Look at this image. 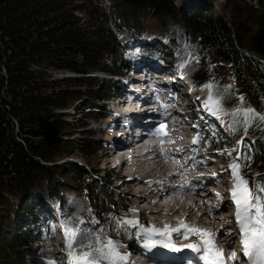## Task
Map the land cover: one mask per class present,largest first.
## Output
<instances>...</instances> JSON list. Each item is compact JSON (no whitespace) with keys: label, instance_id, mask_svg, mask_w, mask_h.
<instances>
[{"label":"trees","instance_id":"1","mask_svg":"<svg viewBox=\"0 0 264 264\" xmlns=\"http://www.w3.org/2000/svg\"><path fill=\"white\" fill-rule=\"evenodd\" d=\"M158 35L197 60L194 78L215 85L209 91L226 113H264V0H0V264H26L31 244L44 238L34 222L49 208L64 227L82 230L83 243L89 234L120 245L132 238V225L114 230V218H126L115 178L60 160L78 150L90 162L103 148L92 134L69 137L97 132L108 116L104 101L118 83L96 73L121 72L136 52L156 58L158 48L142 45ZM225 117L232 141L219 132V148L231 151L234 137L249 134L240 151L251 160L240 162L251 183L264 169V124L245 130L242 116ZM46 223L53 237L56 224Z\"/></svg>","mask_w":264,"mask_h":264},{"label":"rangeland","instance_id":"2","mask_svg":"<svg viewBox=\"0 0 264 264\" xmlns=\"http://www.w3.org/2000/svg\"><path fill=\"white\" fill-rule=\"evenodd\" d=\"M118 39H119V42L122 44H126L129 42V40L124 35L118 36ZM137 43L138 42H136V44ZM142 46L148 47L149 49L158 48L157 50L159 51V55L154 59H150L149 57H147V55H144L142 52L133 53L131 57L126 61L125 67L120 69L121 73H125L126 71H129V73L126 75V77L128 78L127 80H130L134 87H139L141 85L140 79L146 77L144 73L147 70H149V68H151L150 67L151 65L152 67H154V70L156 72H158L159 74H163V77H168L169 75L170 76L172 75L169 79V82L171 81V83L174 86H177V84L181 86V84L179 83V79H177V77H175L174 75V73L176 72V69H178L177 63L180 57L179 50L176 49V47L173 46L172 43L167 41L165 37H161L159 35L152 38L151 40H149L146 44ZM142 64H143V68H142L143 71L142 69H140L141 67L138 68L139 70H136L137 66L142 65ZM192 66L195 69V67L197 68L198 64L194 62L192 63ZM133 67L136 69H134ZM150 70H153V69H150ZM185 71L186 72L184 73L186 74L187 69ZM67 74L74 75L76 73L68 72ZM96 74H98V76L100 77H105L104 76L105 74L103 73H96ZM118 75L119 74H117L116 76H114V78H112L118 83L113 93L114 95L118 92L119 88H124L123 83L120 80V78H123V75H120V76ZM107 77H110V76H107ZM203 89L205 88L204 87L200 88V90H203ZM207 92H208V89H207ZM118 94H119L118 98H114L110 101L108 100L104 101V104H105L104 108L106 109V114L108 116L106 119L104 120L102 119L97 122L96 124L97 132H91V130L89 129H78L74 132L72 131V134L69 136L72 139H79V138L89 136L90 134H92L95 140H98L101 142V144H103V148L97 150L95 158L91 160L90 162H88L81 156L78 150H75L73 154L63 158L60 161H75L81 165H84L87 168H94V169L99 170L100 175H103L106 177L111 175L115 178V181L112 184V186L117 188V190L121 193V196L124 199V203L126 204L125 217L128 219H135L139 222L138 225H132L137 228L135 229L134 235L132 236V238L128 242H125L121 245V251L126 252L128 251V249H136V247L142 248L140 246V241L135 236V232L139 230V227L142 226L143 228H151V227L161 228L157 225V220L155 221L154 218L155 217L158 218L160 216L165 217L166 213L163 214L162 212H165L167 208L169 207L170 198L165 199L164 202H162V204L154 200V198H156L159 193V191L154 192L155 191L154 189L159 188V186L161 185L160 183H157L155 181L157 180L159 181L163 178L166 180H169L170 174H169V169H166L165 166H163L162 168L158 170L155 169L153 171L150 169H147L148 171L147 172L145 171L146 168L139 167L140 160L136 158V156L134 157L136 158V160H134L132 164H129L130 163L129 156L127 154L119 155L114 150L112 143L114 142L113 137L115 136L113 135L112 129L117 126L116 124V119H117L116 110L117 109L114 104L117 103V101L119 102V98H122L121 97L122 95L120 93ZM197 95L190 93L189 101L195 103L196 99L199 100V98H197ZM127 103L123 102V105L124 104L126 105ZM202 103L203 105H205V101ZM129 105L130 104L128 103L126 106L128 107ZM117 108L121 109L123 107H117ZM206 109L208 110V108ZM197 110L198 112H195L194 115L201 116L200 125L198 129L191 131L190 134L192 135L190 134L188 135L189 131H184L183 133H185V135L180 133L179 135L185 138H180V139L177 138L175 139V141L180 140L184 142V140H186L185 149L188 150L193 156H195L193 159L196 163L201 162V161H210L211 163L219 164L220 167H222V169L228 170L231 173L228 166L230 163L233 162L234 159H236L237 153L234 152L233 154H228L224 151L227 148H223V149L219 148L220 144L224 143L223 135H220L219 132H222L228 136L229 140H227L226 142L232 141L230 140V137L232 136V134L226 128V125H225L227 122L225 115L221 116V118L218 119L217 115L216 116L212 115L208 110L209 115L206 117L205 116L203 117V114H201L200 109H197ZM70 112H74V110L70 109ZM218 114H220V112H218ZM81 117L82 116L79 114L77 118H81ZM134 117L136 116H133V118ZM124 120L125 119L123 118L122 119L123 123H124ZM198 120H199V117H198ZM220 136H222V139ZM241 136L246 137L249 140H251L249 134H245V132H243ZM241 136L234 137V141H233V144L235 145L234 146L235 149H238L240 154H241L240 149H241V140H242ZM159 148H160L159 151L161 152L162 147H159ZM159 156H160V153H159ZM120 160H124V164L122 168L120 165H118ZM203 173H204L203 170H200L198 172V174H203ZM130 176H134V179L131 180ZM250 178H251L250 185L252 184V182L256 181L257 179L264 178V169L251 173ZM162 186H165V184H163ZM137 196H140L141 199H139V202L137 204L133 205L131 201L136 199ZM159 207L160 209L162 208L161 209L162 211L160 210V215L154 213L157 209H159ZM132 209H135V211H131ZM48 212L50 213L48 215L41 214L39 223L34 222L36 226L40 224V231L43 232V234L45 233L44 224L46 223L43 220H45V218L48 217V220L50 221V218H52V216H50L51 213H55V215L58 214V211L53 208H49ZM24 216L27 217L26 214ZM29 220H33V219L29 218ZM190 220L191 222L193 221L192 217H190ZM52 221H56V220L53 219ZM227 223L217 235L221 236L222 237L221 240H223L222 235L227 236L229 235V233H232L234 234L233 235L234 237L232 238V240L234 241V239L239 238V233L237 231L235 232L234 230L235 228L233 229V225L235 224L230 226ZM42 225L43 227H41ZM167 225L170 226V224H167ZM61 228L64 229L65 227L63 225H60L59 229ZM55 236H56V239L53 241L46 240V241H41V242H38V241L33 242L30 246L31 250L35 251L38 256H35L34 254L26 256L27 262H29L31 258L34 259V257H39V258H42V261H41L42 264H53V262L54 264H61V263L64 264L63 260L65 261L66 258H68L67 256L68 249L66 247V237L63 231H57L55 233ZM58 237L60 238L61 241L57 240ZM170 239L173 244H175L177 247H180L183 244L196 241L197 237L189 236L188 239L186 240L180 233H171ZM167 250L169 251L172 249L157 246L151 251L146 252V250H144V252L148 256H150L152 255L153 251L155 252L158 251L157 252V255L159 254L158 256L166 257V254H163V253H166ZM125 263L127 262H124V264Z\"/></svg>","mask_w":264,"mask_h":264},{"label":"snow or ice","instance_id":"3","mask_svg":"<svg viewBox=\"0 0 264 264\" xmlns=\"http://www.w3.org/2000/svg\"><path fill=\"white\" fill-rule=\"evenodd\" d=\"M187 62L188 61H183L180 67L183 68ZM202 87L211 90L215 85L213 83H208L202 85ZM224 87L225 89H230L231 85ZM238 99L243 103V96H239ZM220 105L221 99H214L210 92L204 106L208 108L209 112L214 116L220 112V116H217L218 119L223 115H231L233 117L242 116V123L245 130L257 122L264 124V113L258 112L251 107H240L231 113H223L220 109ZM230 126L235 130V123ZM165 129L166 125L161 123L153 134L160 136L167 135ZM160 143H163V140H161ZM161 151H163V149H161ZM224 151L228 154H231V151L237 153L236 159L229 164L228 168L231 171L233 180L232 187L229 189V198L235 207L234 218L236 228L239 231L240 249L239 254L237 251H232L228 256L232 260L240 261V264H243L241 254L243 258L247 260L248 264H264V178H259L250 185L249 179L246 178L241 171L246 165L242 164L240 161L244 159L250 161L251 157L242 156L238 149L235 148L231 151L228 149ZM212 176H217V173H212ZM157 183L163 182L157 181ZM216 197L217 204L214 207H219L223 197L219 192L216 193ZM131 211H135V209ZM209 211L211 212V208ZM114 220V230L117 231V234H119L121 230L127 232V226L129 225L139 224L135 219L124 217L114 218ZM221 227H223V225ZM81 231L82 230L79 228H70L67 226L64 228L69 264H124V262L129 260V254L121 251V245L118 241L108 238L101 233L100 235L92 236L89 234L83 237V239L88 241L87 243H83V240H78V233ZM171 233H180L186 240L189 236H196L197 240L177 247L171 242ZM232 235V233H229L230 237ZM135 236L140 241V246L146 251H151L157 246L171 248L177 252L181 251L183 248L189 249L191 252L197 254L198 259L202 261L203 264H226L224 249L217 246L215 243L216 232L211 229L191 226L183 220H181L179 225L175 228L167 224H165L163 228H143L141 226L139 230L135 232ZM232 242L233 241L230 239L228 245L231 246Z\"/></svg>","mask_w":264,"mask_h":264},{"label":"bare ground","instance_id":"4","mask_svg":"<svg viewBox=\"0 0 264 264\" xmlns=\"http://www.w3.org/2000/svg\"><path fill=\"white\" fill-rule=\"evenodd\" d=\"M148 65H150V64H148ZM150 67L152 69H154V67H152L151 65H150ZM138 68L142 69L143 64L137 66V69L136 68H134V69L139 70ZM128 73H129V71H126L125 73H123L124 79L120 78V80L123 83L124 88H119L118 93H120V92L129 93L130 92L132 82L130 80H127L128 78L126 77V75ZM154 73L157 74L156 77H154L156 79L155 81L157 83L161 82L162 78H165V77H163V74H159L156 71ZM142 83H144V82H142ZM142 92H143L142 87L138 88V90L136 92L133 91V93H135L134 95H137V96H138V94H144V92L143 93ZM138 99H141V98H137V97H133V96H130V98L127 97L126 99H124L123 97L119 98V102L117 101V103L114 104L116 109H117L116 110L117 111L116 124H118L120 121H122L123 118L130 119L131 117L136 116L135 117L136 119H140V117H142L143 115H149V113H153V111H154L153 108H149V109L144 110L142 103H140L139 105H136L135 103L138 101ZM123 102H125V103L128 102L130 105L127 107L126 105L128 103L126 105L125 104L123 105ZM117 107H123V108L127 107V109L122 110V108H121V111H119V108H117ZM141 123L146 128H150L152 126V122H149L147 120L141 121ZM163 123H165V122H163ZM166 137H167V135L156 137V135H154L151 131L147 132V135L145 138H143V136H140L139 137L140 140L138 142H136V145L132 144L129 147L124 148L125 154L128 150H131V149L133 150V152H135V153H133V154L131 153L129 155V162H130L129 164H132L134 162V160H136V158H138L140 160L139 167L146 168L145 171H147V169H150L153 171L155 169L158 170V169L162 168L163 166L166 167L167 166L166 162H165L166 156L162 153V151L161 152L159 151L160 150L159 147H162V149H164L167 146L166 145L167 143H171V140L174 138V135L169 136L168 138H166ZM151 138L152 139L157 138V139H154L153 141H149ZM113 139L115 142L114 137H113ZM161 140H163V143H160ZM159 153H160V156H159ZM135 156H136V158H134ZM123 164H124V160H120L118 163V165H120L121 168L123 167ZM130 177H131V180L134 179V176H130ZM157 181H155V182H157ZM159 181H162L163 183H160L161 185L159 186V188L154 189L155 190L154 192L159 191L158 196L156 198H154V200L156 202H159L160 204H162V202H164L165 199L170 198V201H169L170 204L166 210L168 212H166V211L162 212L163 214L166 213L165 217L160 216L158 218H156V217L154 218L155 221L157 220V225L159 227L163 228L165 224H170V227L173 226L172 228H175L179 225L181 220H183L184 222H186L187 224L190 225V222H191L190 214L188 212H184L186 207L183 204V191L180 189V187L177 184L169 182V180H166L163 178ZM163 184H165V186H162ZM172 186H175V187H172ZM139 199H141V197L137 196L136 199L131 201V203L133 205H135L139 202ZM161 209L159 207V209H157L154 213L160 215ZM223 213H225V212H223ZM220 214L221 213H218L215 215V218L217 221L223 220L220 223V227L219 228H210L212 231L216 232L215 243L217 244V246L224 249L225 254H227V252L231 251V250L239 251V249H240V244L238 242L239 238L234 239V241H233L232 238L234 237L233 236L234 234L231 237L229 235H227L228 237L226 235H222L223 240H221L222 239L221 236L217 235V234H219L220 230H222L224 228V226L226 225L227 222H229L227 224H229L230 226L235 224V221L233 219H230V218L220 219L221 218V217H219ZM222 225H223V227H221ZM233 229L235 230V232L237 231L239 233L238 229L236 228V224L233 225ZM230 239L233 241L231 246L228 245V241ZM126 252L129 254V256H131V258H133V260L130 259V261H133V263H137L138 261H136V260L141 259L142 258L141 255L144 256V259H142L141 262H139V264H166L170 261H173L172 260L173 256H178L184 262L189 260L191 257L193 258V256L198 257L197 254L191 252V250L183 249V248L179 252L169 251V253H168V251H167L166 253H163V254H166V257L158 256L159 255V254L157 255L158 251L157 252L153 251L152 255L148 256L144 252L143 248H137V247H136V249H128V251H126ZM135 256H137L136 259H135ZM242 258H243V256H242ZM244 261L247 262V260H244ZM63 262H64V264H69V258H66L65 261L63 260ZM202 264H203V262H202Z\"/></svg>","mask_w":264,"mask_h":264}]
</instances>
